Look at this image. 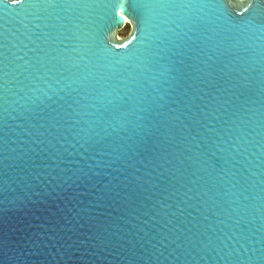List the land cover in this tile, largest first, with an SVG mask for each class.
I'll return each mask as SVG.
<instances>
[{"label":"water","instance_id":"95a60500","mask_svg":"<svg viewBox=\"0 0 264 264\" xmlns=\"http://www.w3.org/2000/svg\"><path fill=\"white\" fill-rule=\"evenodd\" d=\"M0 264H264V0H0Z\"/></svg>","mask_w":264,"mask_h":264},{"label":"rangeland","instance_id":"374dc122","mask_svg":"<svg viewBox=\"0 0 264 264\" xmlns=\"http://www.w3.org/2000/svg\"><path fill=\"white\" fill-rule=\"evenodd\" d=\"M131 32V25L127 24L123 29L119 30L117 33L118 38H126Z\"/></svg>","mask_w":264,"mask_h":264},{"label":"bare ground","instance_id":"6f19581e","mask_svg":"<svg viewBox=\"0 0 264 264\" xmlns=\"http://www.w3.org/2000/svg\"><path fill=\"white\" fill-rule=\"evenodd\" d=\"M127 24H130V22H129L128 20L125 21V25H124V27H125ZM124 27H123V28H124ZM123 28H122V29H123Z\"/></svg>","mask_w":264,"mask_h":264},{"label":"snow or ice","instance_id":"6c2138e0","mask_svg":"<svg viewBox=\"0 0 264 264\" xmlns=\"http://www.w3.org/2000/svg\"><path fill=\"white\" fill-rule=\"evenodd\" d=\"M14 2H15V0H14Z\"/></svg>","mask_w":264,"mask_h":264}]
</instances>
